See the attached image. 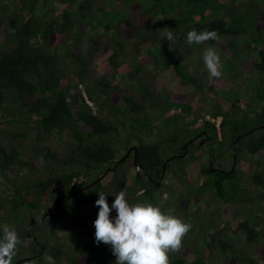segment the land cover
<instances>
[{"label": "trees", "instance_id": "16d2710c", "mask_svg": "<svg viewBox=\"0 0 264 264\" xmlns=\"http://www.w3.org/2000/svg\"><path fill=\"white\" fill-rule=\"evenodd\" d=\"M102 3L108 4L106 13ZM243 10L247 22L241 20ZM257 10L253 0H0V122L13 127L0 134V172H5L0 228L14 227L23 242L19 249L30 256L13 264H47L46 255L55 264H116L110 245H90L86 237L95 233L99 192L109 203L120 191L130 204L150 202L192 225L181 250L169 254L170 264H257L254 248L264 259V226L255 219H264V87L249 78L255 104L246 101L248 109H242V97L230 95L236 87L217 90L221 78L211 82L205 72L201 77L183 63L194 45L186 42L187 33L215 30L219 39L206 44L218 46L229 80L247 79L241 71L248 66L263 75L264 46L250 45L264 44ZM135 16L143 21L138 24ZM165 30L177 38L172 54ZM243 44L252 53L249 64L241 58ZM103 54L105 66L95 64L94 57ZM146 62L163 69L144 70ZM158 73L166 81L163 89L157 87ZM117 74L127 80L122 88ZM181 86L190 90L180 99L175 90ZM205 96L207 108L197 103ZM170 106L191 112L194 123L181 126L165 113ZM160 120L162 131L152 133ZM63 132L66 151L43 142L55 134L59 143ZM29 137L38 142L30 144L32 158L17 147ZM131 145L135 166L133 152L120 162L116 156ZM166 148H173L168 156ZM219 151L230 159L215 157ZM37 157L46 174L34 167ZM185 157L191 161L186 168ZM234 165L250 168L247 184ZM169 175L178 180V189L165 181ZM78 176L81 181L71 185ZM239 197L247 199L244 218L229 205ZM43 201L52 213L47 215ZM86 205L95 209L82 219ZM251 207L259 213L251 214ZM110 215L115 218L116 212ZM241 236L245 243L240 244Z\"/></svg>", "mask_w": 264, "mask_h": 264}, {"label": "clouds", "instance_id": "9594fccd", "mask_svg": "<svg viewBox=\"0 0 264 264\" xmlns=\"http://www.w3.org/2000/svg\"><path fill=\"white\" fill-rule=\"evenodd\" d=\"M163 36L169 41V51L174 50L177 38L173 32L165 30ZM218 39L215 30H192L187 33L186 42L206 44ZM203 62L211 77L222 76L221 58L214 48L204 49ZM78 177L82 179L81 176ZM163 199L167 200V195ZM95 205L99 209L94 221L95 243L110 245L113 255L116 256V264H170L169 254L181 250L183 240L192 228L190 223L170 212L166 213L160 206L150 202L130 204L124 191L115 195L111 207L107 195L99 192ZM113 210L116 212L115 218L110 215ZM0 233V264H13L23 242L12 226H2ZM44 259L47 264H55L51 256L46 255Z\"/></svg>", "mask_w": 264, "mask_h": 264}, {"label": "rangeland", "instance_id": "374dc122", "mask_svg": "<svg viewBox=\"0 0 264 264\" xmlns=\"http://www.w3.org/2000/svg\"><path fill=\"white\" fill-rule=\"evenodd\" d=\"M253 4H255L258 8L257 10V13L259 14V17H258V20L263 24L264 22V0H253ZM101 11L103 13H106L107 10H108V4L107 3H102V6H101ZM116 9V6L115 8ZM95 12L97 13V15H102L100 13V11H98V9L95 10ZM115 12V10H114ZM114 12H111V14L113 15ZM243 15L241 16V20L242 21H248L249 20V15L246 14V11L243 10ZM135 20L136 22L139 24L141 23V21H143V18L141 16H135ZM146 21V20H145ZM148 22H151L152 20L151 19H147ZM263 28V27H262ZM249 35H245L243 39H247ZM250 45L251 47H254L256 49H259L261 47L264 46V44L261 42V41H258L256 44L253 45L252 42H250ZM206 47H212L214 48L218 55L220 56L221 58V62H222V76L220 77L221 81L216 84L217 86V90H220L222 91L223 89H225L226 87H236V89H232L230 91V95L231 97H234V96H237L238 98L242 97L243 99V104H242V109H248L246 108V106H248L247 104L245 105V102H250V103H253L255 104V100L253 98H249V91L250 90L249 88L254 85V82L252 80H250L249 78H254L256 77V79L258 80V82H260L259 84H255V86L257 88L259 87H264L263 83H261V81L264 80V73L263 75L261 74H258V76L255 74L256 72H252L253 70L251 68H248V67H245L246 69L245 70H242L241 72L243 74H245L246 77H248L247 79H243V76H237L236 78H234V80H229L228 79V75L226 74V72H224V68H223V58H222V55L220 54V51H218V46H213V45H208V44H194L193 45V48H192V51L186 56V59L184 60V65L185 67L187 68V70L189 72H193V73H196L198 74L199 76L203 77V73L205 72L207 75H208V79L212 82V79L213 77L210 76V74L208 73L205 65H204V62H203V51ZM166 49L168 51L169 54H172V51H169V41L166 43ZM241 58L242 61H244V63H247L249 64L252 60H253V57H252V53L249 51V49H247V47L243 44V46L241 47ZM101 50V48H99V51ZM56 52L58 55H61L62 52H63V49L61 48V46H57L56 47ZM105 55H100V56H97V57H94L93 59V62L96 64V61L98 62L99 66H105ZM144 70H148V71H159L161 69H163V67H161V65H151L149 63H144V67H143ZM155 73V72H154ZM253 73V74H252ZM160 75V73H158ZM116 80L119 82V86L122 88L125 86V84L127 83V80L122 77L120 74H117L115 76ZM158 79L159 81L157 82V87L158 88H165L167 86H165V79L162 77V75L158 76ZM224 84L225 87L223 88H220L221 84ZM252 83V84H251ZM188 90H190L189 87L187 86H181L180 88H178V90L176 89L175 91H177L176 94L180 99L182 98V96L184 95L183 93L187 92ZM189 94V93H188ZM218 97V96H217ZM112 98L115 99V101L117 100V95L116 94H113ZM214 99H215V95H214ZM216 100V99H215ZM197 103L200 104L201 106L207 108L209 107V104L206 106V96L203 97V98H200V99H197ZM165 113H168L172 116H174V118H176V120L178 121L179 124H181V126H190L194 123V117L192 115L191 112H182L180 109L178 108H173V107H169L166 109ZM204 118L205 119H208V120H211L209 115H204ZM127 125V124H125ZM156 128L153 129V132L152 133H155L157 130H160L162 131V121H157L156 122ZM157 129V130H156ZM7 131V130H10L12 131L13 130V127L11 128H7L5 125H3L1 122H0V134H3L5 132L3 131ZM62 136L63 138H61V141L58 143L57 141V138H56V135L55 134H52L50 135L47 139H45V141L43 140V142L49 144L52 148H54L55 150H58L59 152H64L68 149L69 147V142L66 144L64 143V140L66 142V139H67V136H66V133L63 132L62 133ZM150 139H154L155 137H151L149 136ZM34 138L33 137H29V139L27 138V140L29 141H26L24 139H21V140H18L17 142V147L20 148L23 152H22V156L24 155L25 157L27 158H32L34 155L31 154V151L30 150V144L32 143L33 145H36L38 142L37 140H34L32 141ZM173 148H166L165 149V154L166 156H168L170 154V151L172 150ZM173 151V150H172ZM126 152V151H125ZM124 149H121L118 151V153L116 154V156L119 158L121 157L124 153ZM220 153H218L217 155L215 154L214 152V155L215 157L217 156H220L221 158L224 157L227 158V159H230L229 155H228V152L226 151H219ZM228 161V160H227ZM190 160L185 157L184 159V162H183V167H188V165L190 164ZM220 164H222V162H219L217 163L218 166H220ZM236 168L239 169V171H241V174H240V177H242L243 181L245 182V184H247V182L249 181L248 177H247V169H250L249 167L245 168L243 165H234ZM37 170H41L42 169V166H41V163H40V158L37 157L36 160H35V166H34ZM50 167H52L53 169H56L57 166H53V165H50ZM17 170H20L22 171V168L21 167H18L17 166ZM127 176H131L134 172L133 170V167H131L130 165H128L127 167ZM24 171V169H23ZM39 173H45L46 172L42 169V172L39 171ZM197 174V173H196ZM4 176H5V172H0V179L4 180ZM197 179H201V176L198 175L197 176ZM166 182H168L171 187H173L174 189H178L180 184L178 182V180L173 177V176H168L166 179H165ZM243 182V183H244ZM1 191V189H0ZM169 197V195H167V198ZM255 198V197H254ZM234 200L238 201L239 203H235L233 200L229 201V205H232L233 206V209L234 210H238L239 212V216H241V218L244 216H246V214L243 212V210L245 209L246 207V204H243V202H247V199L243 201L242 197H239V198H235ZM211 202H215V200H212ZM113 202H109V206L111 207ZM261 203H264V199L261 200ZM260 203V205H261ZM43 207H48L47 210H51L50 208V205L48 204V202L46 201H43V204H42ZM222 207V205H221ZM253 207H251V214L252 212L258 214L259 213V209H254L252 210ZM255 208V207H254ZM95 209V206L94 205H86L84 206V208L79 212L80 216L82 219H89L90 217V214L94 211ZM203 208L201 207L200 208V214L203 213ZM115 211V210H113ZM229 213V212H228ZM39 216H40V212H38V214L36 215V218L37 220L39 219ZM243 217V218H244ZM240 218V219H241ZM257 219V222L260 223V226L263 227L264 226V219L261 217V216H256ZM232 228V226H230V229ZM264 230V228H262ZM238 236V235H237ZM87 240H86V243H89L90 245H94L96 244L95 243V233L93 235H90V236H87L86 237ZM233 236L231 235L230 236V239H232ZM89 241V242H87ZM244 241V238L243 236L240 237V244L242 243H245ZM92 242V243H91ZM243 247V246H242ZM241 247V249H242ZM246 247V246H245ZM247 249H250V246L247 247ZM256 248L253 249V258L254 260L256 261L257 264H264V259H262L261 257L262 256H259V253L260 255H262L259 250H257V253H256ZM29 254V252L25 249H19V252H18V255L13 259L15 262H18V260H24V259H28L30 256H27Z\"/></svg>", "mask_w": 264, "mask_h": 264}, {"label": "water", "instance_id": "95a60500", "mask_svg": "<svg viewBox=\"0 0 264 264\" xmlns=\"http://www.w3.org/2000/svg\"><path fill=\"white\" fill-rule=\"evenodd\" d=\"M189 142V141H188ZM201 144H202V141L200 140L199 141ZM185 147V144L183 145ZM130 152H133V156H132V163L133 165L135 166V160H134V157H135V145H131L129 146L127 149H126V152L121 156L119 157V159L117 161H122L123 159H125V157L130 153ZM185 152V150H184ZM178 157H182L183 156V153L182 154H179L177 155ZM234 164V154H232V165ZM114 168V165L112 167H110L109 169H113ZM162 172L164 170V164L162 165V168H161ZM103 175V174H102ZM102 176H99L98 178H101ZM97 178V179H98ZM97 179H94L91 183L89 184H92L94 182H96ZM161 180V175L159 176V179L155 182V185H158L159 181ZM46 213H44L43 215H45ZM56 215V214H55ZM33 219H30V222H29V225L32 223ZM27 234H29V232L27 231Z\"/></svg>", "mask_w": 264, "mask_h": 264}, {"label": "built area", "instance_id": "2783aa9c", "mask_svg": "<svg viewBox=\"0 0 264 264\" xmlns=\"http://www.w3.org/2000/svg\"><path fill=\"white\" fill-rule=\"evenodd\" d=\"M218 120H219V119H218ZM218 120L215 121V125H216V127H217V125H218ZM80 179H81L80 177H78V178H76V179H75V178L72 179L71 184H76V183H78Z\"/></svg>", "mask_w": 264, "mask_h": 264}, {"label": "flooded vegetation", "instance_id": "af4514ba", "mask_svg": "<svg viewBox=\"0 0 264 264\" xmlns=\"http://www.w3.org/2000/svg\"><path fill=\"white\" fill-rule=\"evenodd\" d=\"M128 155H129V154H128ZM50 209H51V208H50ZM50 212L52 213V212H53V209L48 210V211H47V215H48ZM54 214H55V213H54ZM47 215H46V216H47ZM37 253H38V252H37ZM34 256H36V254H34Z\"/></svg>", "mask_w": 264, "mask_h": 264}, {"label": "bare ground", "instance_id": "6f19581e", "mask_svg": "<svg viewBox=\"0 0 264 264\" xmlns=\"http://www.w3.org/2000/svg\"><path fill=\"white\" fill-rule=\"evenodd\" d=\"M186 147V146H185Z\"/></svg>", "mask_w": 264, "mask_h": 264}]
</instances>
